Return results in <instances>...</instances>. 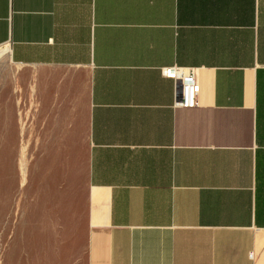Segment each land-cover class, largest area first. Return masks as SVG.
Wrapping results in <instances>:
<instances>
[{"label":"crops","instance_id":"crops-1","mask_svg":"<svg viewBox=\"0 0 264 264\" xmlns=\"http://www.w3.org/2000/svg\"><path fill=\"white\" fill-rule=\"evenodd\" d=\"M4 47L0 142L85 175L68 264H264V0H0Z\"/></svg>","mask_w":264,"mask_h":264},{"label":"rangeland","instance_id":"rangeland-1","mask_svg":"<svg viewBox=\"0 0 264 264\" xmlns=\"http://www.w3.org/2000/svg\"><path fill=\"white\" fill-rule=\"evenodd\" d=\"M7 61L0 48L2 81ZM8 146L0 142V264H68L79 245L74 203L85 175L70 176L57 153H9Z\"/></svg>","mask_w":264,"mask_h":264},{"label":"built area","instance_id":"built-area-1","mask_svg":"<svg viewBox=\"0 0 264 264\" xmlns=\"http://www.w3.org/2000/svg\"><path fill=\"white\" fill-rule=\"evenodd\" d=\"M163 75L180 83L177 107L195 108L198 106L200 86L193 71L185 73L179 68H165L163 69Z\"/></svg>","mask_w":264,"mask_h":264}]
</instances>
